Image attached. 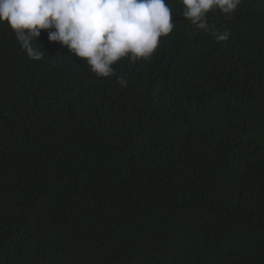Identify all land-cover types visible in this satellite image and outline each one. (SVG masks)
Returning <instances> with one entry per match:
<instances>
[{
	"label": "trees",
	"instance_id": "obj_1",
	"mask_svg": "<svg viewBox=\"0 0 264 264\" xmlns=\"http://www.w3.org/2000/svg\"><path fill=\"white\" fill-rule=\"evenodd\" d=\"M166 3L107 78L0 23V264H264V0L206 14L224 42Z\"/></svg>",
	"mask_w": 264,
	"mask_h": 264
},
{
	"label": "clouds",
	"instance_id": "obj_2",
	"mask_svg": "<svg viewBox=\"0 0 264 264\" xmlns=\"http://www.w3.org/2000/svg\"><path fill=\"white\" fill-rule=\"evenodd\" d=\"M182 16L198 30L212 32L217 42L229 32L213 30L206 14L218 9L230 16L241 0H178ZM0 23H6L26 55L40 61L46 54L37 43L41 30L86 62L99 78L115 75L113 65L123 58L147 60L175 24L166 0H0ZM33 42L39 47H34ZM117 82L127 86L124 76Z\"/></svg>",
	"mask_w": 264,
	"mask_h": 264
}]
</instances>
